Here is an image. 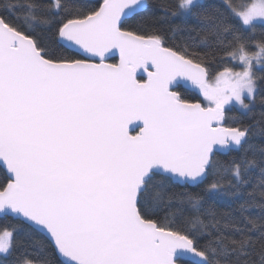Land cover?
<instances>
[{"label": "snow or ice", "instance_id": "obj_1", "mask_svg": "<svg viewBox=\"0 0 264 264\" xmlns=\"http://www.w3.org/2000/svg\"><path fill=\"white\" fill-rule=\"evenodd\" d=\"M0 264H264V0H0Z\"/></svg>", "mask_w": 264, "mask_h": 264}, {"label": "water", "instance_id": "obj_2", "mask_svg": "<svg viewBox=\"0 0 264 264\" xmlns=\"http://www.w3.org/2000/svg\"><path fill=\"white\" fill-rule=\"evenodd\" d=\"M108 63H111V62H109V61H107ZM114 63H118V57L117 58H115V62ZM145 79H146V74H145Z\"/></svg>", "mask_w": 264, "mask_h": 264}, {"label": "trees", "instance_id": "obj_3", "mask_svg": "<svg viewBox=\"0 0 264 264\" xmlns=\"http://www.w3.org/2000/svg\"><path fill=\"white\" fill-rule=\"evenodd\" d=\"M109 62L114 63V62H115V59H113V60H109Z\"/></svg>", "mask_w": 264, "mask_h": 264}]
</instances>
